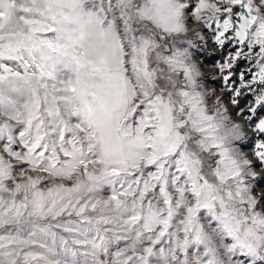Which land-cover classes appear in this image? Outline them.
I'll use <instances>...</instances> for the list:
<instances>
[{
    "label": "rangeland",
    "instance_id": "obj_1",
    "mask_svg": "<svg viewBox=\"0 0 264 264\" xmlns=\"http://www.w3.org/2000/svg\"><path fill=\"white\" fill-rule=\"evenodd\" d=\"M15 1L0 264H264V0Z\"/></svg>",
    "mask_w": 264,
    "mask_h": 264
},
{
    "label": "crops",
    "instance_id": "obj_2",
    "mask_svg": "<svg viewBox=\"0 0 264 264\" xmlns=\"http://www.w3.org/2000/svg\"><path fill=\"white\" fill-rule=\"evenodd\" d=\"M15 6V0H0V32L5 30L16 19Z\"/></svg>",
    "mask_w": 264,
    "mask_h": 264
},
{
    "label": "water",
    "instance_id": "obj_3",
    "mask_svg": "<svg viewBox=\"0 0 264 264\" xmlns=\"http://www.w3.org/2000/svg\"><path fill=\"white\" fill-rule=\"evenodd\" d=\"M186 124V119H181L180 121H178L177 123H176V125L178 126V127H180V126H182V125H185Z\"/></svg>",
    "mask_w": 264,
    "mask_h": 264
}]
</instances>
